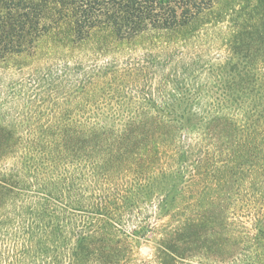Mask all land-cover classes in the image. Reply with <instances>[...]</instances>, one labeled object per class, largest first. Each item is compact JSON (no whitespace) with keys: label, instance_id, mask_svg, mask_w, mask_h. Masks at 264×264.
<instances>
[{"label":"trees","instance_id":"trees-1","mask_svg":"<svg viewBox=\"0 0 264 264\" xmlns=\"http://www.w3.org/2000/svg\"><path fill=\"white\" fill-rule=\"evenodd\" d=\"M216 1L0 0V264H264V0Z\"/></svg>","mask_w":264,"mask_h":264},{"label":"rangeland","instance_id":"rangeland-1","mask_svg":"<svg viewBox=\"0 0 264 264\" xmlns=\"http://www.w3.org/2000/svg\"><path fill=\"white\" fill-rule=\"evenodd\" d=\"M217 1H216L217 3L220 2V6H223L222 11L228 10V13L230 16H226L225 19L228 21H231V7H232V5L236 6V4H238V3L243 5V4H245L246 0H217ZM146 257H147L146 253H143V252L137 253V258H139V259H144Z\"/></svg>","mask_w":264,"mask_h":264}]
</instances>
